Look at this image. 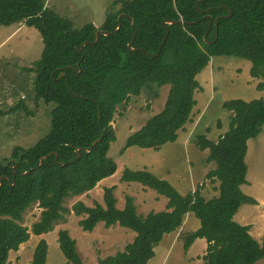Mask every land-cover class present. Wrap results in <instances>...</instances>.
I'll use <instances>...</instances> for the list:
<instances>
[{"label": "trees", "instance_id": "obj_1", "mask_svg": "<svg viewBox=\"0 0 264 264\" xmlns=\"http://www.w3.org/2000/svg\"><path fill=\"white\" fill-rule=\"evenodd\" d=\"M165 20L186 24L164 25ZM21 23L36 29L43 44L30 69L36 74L34 101L55 106L48 133L30 148H13L10 159L0 161V264H7L30 235L46 234L62 221L69 212L65 199L90 192L116 172L108 156L116 140L114 115L143 90L169 86L163 109L127 137L122 153L131 147L157 151L176 141L196 105V76L213 57L250 62L251 78L262 80L257 89L264 90V0H114L101 26L88 23L79 29L48 9L45 0H0V25ZM97 31L109 35L94 43ZM221 107L230 113L228 130L215 142L205 135L195 140L198 150L208 151L206 163L214 164L205 178L219 183L215 197L206 200L199 188L182 195L148 170L124 169L120 180L165 197L164 211L138 215L129 196L118 210L113 187L104 189L103 205L71 207L75 216H84L79 221L84 232L103 223L106 229L118 225L135 234L122 251L98 264H148L163 237L177 231L190 213L200 227L182 234L183 251L204 239V264L264 259V240L258 243L250 226L233 220L241 205L257 204L241 187L247 184V142L264 128V101L234 99ZM33 204L41 211L27 228L23 214ZM57 242L67 264H83L67 230L58 231ZM47 250L46 241L39 240L29 264H45Z\"/></svg>", "mask_w": 264, "mask_h": 264}, {"label": "rangeland", "instance_id": "obj_2", "mask_svg": "<svg viewBox=\"0 0 264 264\" xmlns=\"http://www.w3.org/2000/svg\"><path fill=\"white\" fill-rule=\"evenodd\" d=\"M113 1L45 0L48 9L70 20L76 29L88 23L96 27L101 26ZM42 48V40L36 29L27 26L17 29L16 26L0 25L1 162L10 159L13 148H30L49 131L50 114L55 105L46 104L41 100L34 101L33 86L36 74L30 71L39 61ZM250 66V62L237 58H211L208 66L196 76L199 88L194 94L196 105L190 120L184 129L178 132L175 142L165 144L157 151L137 147L127 148L123 153L121 150L128 136L163 109L169 86L145 89L126 105L119 106L112 122L116 140L110 145L108 152V156L117 165V174L121 176L124 169L148 170L167 180L182 195L199 188L206 200L215 197L216 187L213 186H218L219 183H211L205 178L214 168V164L206 163L208 151L198 150L195 140L198 135H205L215 142L228 130L230 113L221 107L222 102L234 99L246 102L259 99L264 101V90L257 89L262 80L251 78ZM17 105H20L19 108L11 110ZM245 163L247 184L243 185L241 190L245 195L254 198L257 204L241 205L233 220L240 225L250 226V235L261 244L264 240V128L257 138L247 142ZM120 179H111L107 185L99 183L86 194L65 199L62 205L69 212L63 215V220L54 224L52 230L46 234L30 235V239L20 245L17 252L10 253L7 264H29L33 250L41 239L45 240L48 246L45 264H67L57 242L59 230H67L75 240L76 250L83 264H98L99 259L122 251L132 242L134 232L118 225L106 229L103 223H98L92 232H84L79 226V221L84 216H75L71 211V207L77 202H82L87 207H92L96 202L103 205L104 189L113 187L115 199L125 205L126 196L134 195L138 212L146 213L149 210L146 205H154V191L149 190L151 193L146 196L148 191L142 190V185L122 183ZM40 211L36 204L31 205L23 214L22 225L30 228L38 220ZM189 216L191 219L185 220L186 223L182 227L184 233L200 227L198 219L191 213ZM181 236L182 233L179 240H182ZM161 246H166V241ZM161 246L157 252L162 250ZM197 249V245L193 246L190 254L197 253ZM182 252L181 241L169 252L171 255L168 264H176L178 259L183 258ZM255 264H264V259Z\"/></svg>", "mask_w": 264, "mask_h": 264}, {"label": "crops", "instance_id": "obj_3", "mask_svg": "<svg viewBox=\"0 0 264 264\" xmlns=\"http://www.w3.org/2000/svg\"><path fill=\"white\" fill-rule=\"evenodd\" d=\"M22 26H23L22 23L19 24V25H16L17 29L22 27ZM120 178H121V176L117 174V170H116V172L112 176L101 180L99 183H102V184L104 183V185H107L106 183L108 181H110L111 179L112 180H115V179L119 180ZM122 183H124V182H122ZM130 184H134V183H130ZM136 184L138 185V183H136ZM125 185H127V184H125ZM141 187H142V190L143 189H147L148 193L147 194L145 193V194H146V196H149V193H151V192H149L150 189H148L146 187H143V186H141ZM213 187L217 188V185H214ZM94 188H96V187H94ZM214 191L216 192V194H215V196H216L217 195L216 189ZM132 196L135 197L134 195H132ZM154 197H156V198L154 199ZM163 199H165V201ZM153 202H154L153 206H151L150 204L146 205V207H148V209H149L148 211H146V213L140 214L138 212V208L136 206L137 205V200H136V197H135L134 205H135L137 214L141 215V216H145V215H147L150 212H154V213L161 212L160 211L161 208L165 209V205L167 203V199L165 197L161 196V195H158V194L156 196V193H155V195L153 196ZM143 203H145V202H143ZM115 206H116V208L118 210H122L124 208V203L121 202L120 200L118 201L116 199V205ZM164 209H163V211H164ZM189 217H190L189 214H186L184 216V219H183V222H182V226L177 231H175L173 233H170V234H167V235H165L163 237L161 242L154 248V256L148 262V264H168V260H169V257L171 255L169 252L171 251V249H174V247L176 245H179L180 242L182 241V240H179V235L181 233L182 234L184 233V232H182L183 231L182 227L186 223L185 220H190L191 219ZM164 241H166V246H161L164 243ZM195 245H197V247H198L197 253H195L194 255H191L189 251H191L192 247L195 246ZM160 246H161L162 250L157 252V249ZM167 246H168V249H166ZM206 247H207V244H206V241L204 239L195 240L193 242V244L190 246V248L186 252L185 251L182 252L183 254H181L182 255L181 257H183V258L178 259V262L176 264H204V262L202 260V256L205 254Z\"/></svg>", "mask_w": 264, "mask_h": 264}, {"label": "water", "instance_id": "obj_4", "mask_svg": "<svg viewBox=\"0 0 264 264\" xmlns=\"http://www.w3.org/2000/svg\"><path fill=\"white\" fill-rule=\"evenodd\" d=\"M119 19H120V17H119ZM216 23H217V20H216ZM163 24H164V25H165V24H169V25H171V24H186V23L183 22V21H167V20H165V21H163ZM210 25H211V22H210V24H209V27H210ZM119 27H120V24H118L116 30H118ZM208 30H209V28H208ZM101 35L106 36V35H109V33L106 32V31H97V32H96V36H95V41H94V43H97V42L99 41V38H100ZM165 39H166V37L163 39V41H162V43H161V45H160V47H159V51H160V49H161V47H162V45H163ZM86 43H87V42H86ZM86 43H84V44L81 46V48H80L81 51L83 50V46H84ZM129 48H131V47L129 46ZM159 51H158V52H159ZM157 55H158V54H156L154 57H156ZM96 142H97V141H96ZM96 142L93 143L92 147L95 146ZM41 161H42V159H41ZM40 164H41V162H40Z\"/></svg>", "mask_w": 264, "mask_h": 264}]
</instances>
